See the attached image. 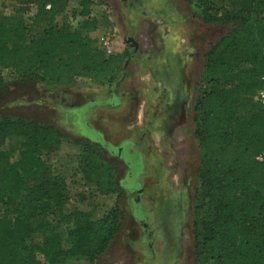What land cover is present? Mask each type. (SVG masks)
I'll return each mask as SVG.
<instances>
[{
	"label": "trees",
	"instance_id": "obj_1",
	"mask_svg": "<svg viewBox=\"0 0 264 264\" xmlns=\"http://www.w3.org/2000/svg\"><path fill=\"white\" fill-rule=\"evenodd\" d=\"M29 1L37 5L31 25L48 28L12 45L27 21L9 22L0 12V69H8L13 80L60 87L71 86L79 76L95 82L115 79L119 56L107 55L79 31L55 30L54 18L66 11L69 0ZM91 5L82 0V16L90 14ZM231 5L223 16L208 14L209 21L234 27L206 52L201 81L207 89L194 107L200 149L195 254L200 264H264V106L256 99L264 90V0H231ZM7 83L0 73V86ZM14 137L26 141L19 149L0 151V264L95 262L121 232L123 209L117 202L64 214L67 181L52 178V167L42 158L60 148L63 133L52 125L0 117V147ZM78 167L95 194L122 197L117 170L101 150L88 148ZM53 209H58L57 223L71 225L66 242L50 218L57 215L50 214ZM39 218L47 219L36 223Z\"/></svg>",
	"mask_w": 264,
	"mask_h": 264
},
{
	"label": "rangeland",
	"instance_id": "obj_2",
	"mask_svg": "<svg viewBox=\"0 0 264 264\" xmlns=\"http://www.w3.org/2000/svg\"><path fill=\"white\" fill-rule=\"evenodd\" d=\"M91 1L90 14L85 17L81 15L82 0H69L66 11L54 18L53 26L57 31H79L107 55L119 56L121 67L115 79L95 82L79 76L71 86L60 87L34 79L13 80L8 69H0L8 81L0 86V117L52 125L63 133L60 148L45 152L42 158L52 167V178L61 176L67 181L62 185L70 194L61 208L64 214L113 204L111 197L95 194L85 184L78 167L88 148L103 150L93 141L92 130L103 132L111 146L120 139L132 138L142 150L147 173L140 178L141 186L147 191L155 187L163 190L172 201L169 214L158 219L150 213L142 223L133 209L136 193L125 188L118 200L125 214L122 230L91 264H200L193 229L200 161L194 107L207 89L201 81L205 54L234 27L233 22L209 21L208 14L223 16L232 9L231 0ZM36 6L29 0H0V12L9 18L7 21L13 22L16 17L27 21L13 37L12 45L39 37L48 28L46 23L31 25ZM85 22L93 26L86 28ZM25 141L8 139L0 151L19 149ZM103 152L115 165L120 180L124 174L121 160ZM19 155L17 151L14 159ZM122 183L129 184L126 179ZM155 191L161 195L160 190ZM153 200L149 205L156 210L158 199ZM53 210L50 214L57 215L50 218H55L66 242L71 225L57 223L58 209ZM164 211L162 204L158 212L162 215Z\"/></svg>",
	"mask_w": 264,
	"mask_h": 264
},
{
	"label": "flooded vegetation",
	"instance_id": "obj_3",
	"mask_svg": "<svg viewBox=\"0 0 264 264\" xmlns=\"http://www.w3.org/2000/svg\"><path fill=\"white\" fill-rule=\"evenodd\" d=\"M169 91L174 93V91L171 90L170 86H169ZM91 136L93 137V141L95 143H97L98 145L99 143L101 144L100 146L101 148H103L102 151L105 150L108 153L107 154L108 156H111L112 159L115 158L121 160L124 167V174L122 175V178L119 180V173H117V180L123 189L122 197L125 194V188L131 189L136 193L134 200L135 204L133 209L138 214L141 222L144 223L145 217H148L150 213L151 215H153V217H156L158 219H162L166 215H168L169 214L168 206L170 205V203H172L171 198H169L168 195H165L164 191L157 187L153 188L151 191L150 190L147 191L144 186H141L143 181L140 178L143 176L145 177V174L147 173V169H146L145 160L143 158L144 154L142 150L139 148V146L132 142V138L120 139V141L116 143L117 145L111 146L110 144H107L105 142L106 138L103 132H101L99 129H97L96 131L92 130ZM103 155L106 157V154H104V152ZM106 159L108 158L106 157ZM156 172H157L156 175H160V173H158L159 171ZM123 179H126L129 184L123 185L122 183ZM155 190H160L161 195L157 193ZM144 191H146L145 196H143L145 194ZM155 198L158 199L157 201L158 208L156 210H154L155 207L152 208L149 205L150 201L151 200L154 201L153 199ZM162 204L165 207V211L164 214L160 215L158 210ZM146 226L148 225L146 224Z\"/></svg>",
	"mask_w": 264,
	"mask_h": 264
},
{
	"label": "built area",
	"instance_id": "obj_4",
	"mask_svg": "<svg viewBox=\"0 0 264 264\" xmlns=\"http://www.w3.org/2000/svg\"><path fill=\"white\" fill-rule=\"evenodd\" d=\"M47 8H48V9L50 8V4L47 5ZM101 42H102L103 44H105V45L108 44V42L105 41V38H102ZM256 99H257V101H258L262 106H264V90H260V91H258L257 96H256Z\"/></svg>",
	"mask_w": 264,
	"mask_h": 264
},
{
	"label": "crops",
	"instance_id": "obj_5",
	"mask_svg": "<svg viewBox=\"0 0 264 264\" xmlns=\"http://www.w3.org/2000/svg\"><path fill=\"white\" fill-rule=\"evenodd\" d=\"M108 161H110V160H108ZM110 163L113 165V163L111 161H110ZM113 166L115 167V165H113ZM103 196L104 197H111L113 199V204L111 206H114L118 202V198L116 195H103Z\"/></svg>",
	"mask_w": 264,
	"mask_h": 264
}]
</instances>
